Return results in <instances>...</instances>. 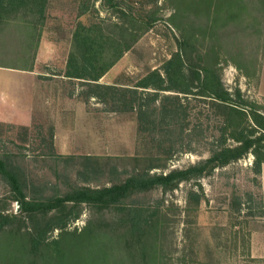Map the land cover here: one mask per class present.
<instances>
[{
	"label": "rangeland",
	"instance_id": "obj_1",
	"mask_svg": "<svg viewBox=\"0 0 264 264\" xmlns=\"http://www.w3.org/2000/svg\"><path fill=\"white\" fill-rule=\"evenodd\" d=\"M135 1H148L146 7H152V0ZM247 1L252 5L245 17L248 24L251 17H257L258 22L252 28L243 25L238 33L237 28L224 32L232 34L235 30L237 39L218 51L216 68L229 93L239 90L242 99L264 107V86L260 84L261 78L264 83V13L257 0ZM80 5V0H50L32 62L35 43L30 29L23 28L20 21L0 23V159L9 161L22 174L28 198L63 194L76 186L99 188L121 182L131 173L135 157H159L172 144L176 152L167 161V169L150 173L184 169L208 158L220 136L221 121L208 101L197 96L182 98L185 120L178 124L184 131L176 130L165 149L157 147V137L138 132L134 112H111L93 98L86 101L81 94L86 87L63 76L71 33L78 23L115 19L102 9L100 0H90V11L82 15ZM157 7L161 20L142 33L99 83L134 85L149 71L160 69L176 50L174 36L178 37L179 31L168 21L174 6L170 0H157ZM207 45L204 41L203 48ZM31 91L36 94L29 113ZM233 143L227 141V145ZM86 158H90L88 167ZM253 162L254 157L248 154L200 180L203 198L197 212L189 217V240L200 258L212 254V264H264V237L260 234L264 232V214L258 216L260 206L264 212V192ZM189 191H198L194 182H182L173 192L155 189L135 196L133 201L173 205V214H177L185 206ZM11 195V187L0 175V207L4 213L17 214ZM77 210L79 217L67 225L69 231L80 230L89 220L107 223L116 219L114 211L97 213L86 205ZM182 217L176 216L168 229L174 257L184 244ZM58 232L54 230L51 237Z\"/></svg>",
	"mask_w": 264,
	"mask_h": 264
},
{
	"label": "trees",
	"instance_id": "obj_2",
	"mask_svg": "<svg viewBox=\"0 0 264 264\" xmlns=\"http://www.w3.org/2000/svg\"><path fill=\"white\" fill-rule=\"evenodd\" d=\"M80 1L82 15L90 11V0ZM170 1L175 11L168 21L179 36H174L176 50L160 69L149 71L131 86L99 83L142 33L161 20L157 0H152L149 8L148 1L100 0L102 9L110 12L115 22L77 24L71 33L63 76L86 87L81 93L86 101L93 98L111 112H134L138 132L157 137L160 149L176 130L184 131L178 124L185 120L182 98L193 95L207 100L222 123L210 156L184 169L150 173L153 169H167V161L176 152L172 144L159 157H135L131 173L121 182L99 188L76 186L45 198H28L22 174L9 161L0 159V175L12 191L10 199L20 205L17 214L4 213L0 207V264H212V254L200 258L189 240V217L197 212L203 198L200 180L248 154L254 157L252 169L256 175H260L264 163V107L242 99L239 90L232 94L223 87L216 68L217 53L237 39L234 35L238 29L245 24L252 28L258 20L251 17L248 24L245 17L252 5L247 0ZM49 2L0 0V23L20 21L23 28L30 29L35 43L31 62ZM256 3L264 13V0ZM228 28H237V33L233 34V30L232 34H224ZM204 41L208 45L203 48ZM228 140L234 143L227 145ZM85 161V167L90 166V158ZM182 182H194L198 191L188 192L185 206L177 214H173V205L133 201L135 196L155 189L173 192ZM81 205L97 213L114 211L116 219L107 223L89 220L80 230H67V225L78 219ZM259 208L258 216H262L263 206ZM178 215L179 219L183 216L184 244L174 257L168 229ZM54 230L59 232L51 237Z\"/></svg>",
	"mask_w": 264,
	"mask_h": 264
},
{
	"label": "crops",
	"instance_id": "obj_3",
	"mask_svg": "<svg viewBox=\"0 0 264 264\" xmlns=\"http://www.w3.org/2000/svg\"><path fill=\"white\" fill-rule=\"evenodd\" d=\"M263 69H264V57H263V63H262V72H263ZM261 81H260V84H261V86H264V83H263V81H262V78L260 79ZM30 94H31V99H30V104H29V106H28V112L29 113H31V111H32V109H33V96H34V94H36V93H33L32 91L31 92H29ZM2 120H0V122H1ZM4 121V120H3ZM6 121V120H5ZM8 122H11V120H8ZM260 178H261V182H262V188H263V192H264V163L261 165V172H260ZM260 234H263L262 236L264 237V232L263 233H260ZM257 236H259V233L258 234H256ZM256 236V237H257Z\"/></svg>",
	"mask_w": 264,
	"mask_h": 264
},
{
	"label": "water",
	"instance_id": "obj_4",
	"mask_svg": "<svg viewBox=\"0 0 264 264\" xmlns=\"http://www.w3.org/2000/svg\"><path fill=\"white\" fill-rule=\"evenodd\" d=\"M16 206H17V210L15 212H19L20 211V205L18 203H16Z\"/></svg>",
	"mask_w": 264,
	"mask_h": 264
}]
</instances>
